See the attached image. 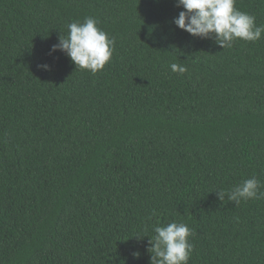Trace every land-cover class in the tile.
<instances>
[{
	"label": "trees",
	"instance_id": "1",
	"mask_svg": "<svg viewBox=\"0 0 264 264\" xmlns=\"http://www.w3.org/2000/svg\"><path fill=\"white\" fill-rule=\"evenodd\" d=\"M235 7L264 24V0ZM182 10L0 0V264H149L173 221L188 264H264V199L215 193L264 183V35L222 49L178 29ZM85 17L115 40L95 75L50 52Z\"/></svg>",
	"mask_w": 264,
	"mask_h": 264
},
{
	"label": "clouds",
	"instance_id": "2",
	"mask_svg": "<svg viewBox=\"0 0 264 264\" xmlns=\"http://www.w3.org/2000/svg\"><path fill=\"white\" fill-rule=\"evenodd\" d=\"M235 3L236 0H175V6L183 10L173 18L172 23L193 37L213 40L222 49L231 48L237 40L259 41L264 35V24L257 25L256 17L238 10ZM67 28V36H59L58 43L52 46L50 52L61 51L76 68L93 75L102 71L113 55L114 38L99 28L98 21L93 17H85L83 22L73 21ZM38 67L50 70L47 64ZM169 67L179 74L187 71L185 66L177 63ZM262 189L264 183L253 176L230 191L221 189L215 193L220 201L227 196L229 201L239 205L241 201L264 199ZM152 230L155 235L148 240L150 247L147 250L151 253L149 264H188L194 246L190 242L193 230L186 223L173 221L164 226H153ZM133 255L138 256L139 253Z\"/></svg>",
	"mask_w": 264,
	"mask_h": 264
}]
</instances>
